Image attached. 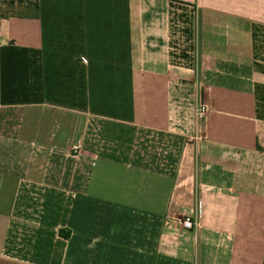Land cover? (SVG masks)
<instances>
[{"label": "crops", "instance_id": "0c3cea01", "mask_svg": "<svg viewBox=\"0 0 264 264\" xmlns=\"http://www.w3.org/2000/svg\"><path fill=\"white\" fill-rule=\"evenodd\" d=\"M0 264H264V0H0Z\"/></svg>", "mask_w": 264, "mask_h": 264}, {"label": "built area", "instance_id": "2783aa9c", "mask_svg": "<svg viewBox=\"0 0 264 264\" xmlns=\"http://www.w3.org/2000/svg\"><path fill=\"white\" fill-rule=\"evenodd\" d=\"M209 114V108L206 104L200 103L197 106L196 113H195V121L198 125V136L192 138L195 140H203L204 133L206 131L205 122L208 118ZM72 151L75 155H78L80 153V147L74 146L72 148ZM203 212H202V206L199 205L196 210L191 214L187 216H183L181 219H179L178 224L180 228L183 231H192L195 228L199 226V221L201 219Z\"/></svg>", "mask_w": 264, "mask_h": 264}]
</instances>
